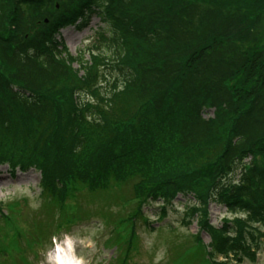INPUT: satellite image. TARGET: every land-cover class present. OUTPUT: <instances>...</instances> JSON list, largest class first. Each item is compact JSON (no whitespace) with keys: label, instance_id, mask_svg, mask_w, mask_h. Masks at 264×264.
I'll return each mask as SVG.
<instances>
[{"label":"trees","instance_id":"16d2710c","mask_svg":"<svg viewBox=\"0 0 264 264\" xmlns=\"http://www.w3.org/2000/svg\"><path fill=\"white\" fill-rule=\"evenodd\" d=\"M93 19L91 40L71 55L61 31L91 29ZM5 164L39 172L44 206L60 215L76 192L129 183L139 202L131 221L146 223L145 204L161 203L164 217L178 196L186 207L193 199L185 218L208 235L210 264H225L216 255L254 262L255 225L264 226V0H0ZM210 203L233 219L211 225Z\"/></svg>","mask_w":264,"mask_h":264},{"label":"rangeland","instance_id":"374dc122","mask_svg":"<svg viewBox=\"0 0 264 264\" xmlns=\"http://www.w3.org/2000/svg\"><path fill=\"white\" fill-rule=\"evenodd\" d=\"M97 24L98 20L93 19L91 29L75 32L67 27L61 31L60 37L70 54L75 55L88 44ZM211 113L212 111H207L203 116L208 118ZM233 178L236 179L237 176ZM39 179V174L34 170L18 171L12 176L6 166H0V204H10L13 220L7 221L9 223L0 220V228H3L0 236L7 228L9 232H31L39 241V245L29 249L24 246L23 240L21 248L24 252H17L16 247L1 244L0 264H25V261L27 264H54V251L65 264H210L207 253V259L203 257L201 247L202 242L207 248L209 237L204 232L200 233V238L194 235L197 232L195 219L188 220L189 223L185 224L186 201L181 196L166 208V218L161 222L158 219V204L144 205L147 226L140 218L125 222V216L131 212L136 202L132 200L130 183L114 186L108 192L97 195H90L86 191L76 192L73 201L68 202L70 208L67 214L60 215L56 208H49L47 212L42 208L40 198L43 196H38ZM74 202L77 205L76 211L73 208ZM207 209L208 221L216 227H220L224 220L229 221L234 217L223 207L213 203ZM4 211L5 214L8 213L6 207ZM59 215V222L65 217L81 220L57 229V241L54 243L50 235L55 232V224H50V220H57ZM38 224L44 227V231L40 229L41 235L34 230ZM257 227L264 234V227ZM134 229L133 239L129 243V231ZM259 241L256 260L241 264H264V237ZM132 247L134 251L131 250ZM215 258L217 262L221 261L217 255ZM225 264L238 263L227 260Z\"/></svg>","mask_w":264,"mask_h":264},{"label":"bare ground","instance_id":"6f19581e","mask_svg":"<svg viewBox=\"0 0 264 264\" xmlns=\"http://www.w3.org/2000/svg\"><path fill=\"white\" fill-rule=\"evenodd\" d=\"M59 263L60 264H65V263H63L62 259H60V258H59Z\"/></svg>","mask_w":264,"mask_h":264}]
</instances>
